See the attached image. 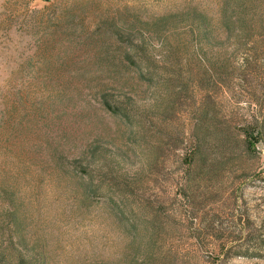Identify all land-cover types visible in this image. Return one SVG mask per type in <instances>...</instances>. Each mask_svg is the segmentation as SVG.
Instances as JSON below:
<instances>
[{
  "label": "rangeland",
  "instance_id": "1",
  "mask_svg": "<svg viewBox=\"0 0 264 264\" xmlns=\"http://www.w3.org/2000/svg\"><path fill=\"white\" fill-rule=\"evenodd\" d=\"M115 25L147 40L160 74L135 100L158 154L129 147L99 102L103 82L118 96L128 80L100 57ZM204 108L242 147L213 152L224 166L191 202L184 159ZM263 123L264 0H0V264H207L231 247L229 264H264V138L247 150L243 131ZM101 144L128 151L115 212L69 167Z\"/></svg>",
  "mask_w": 264,
  "mask_h": 264
},
{
  "label": "trees",
  "instance_id": "2",
  "mask_svg": "<svg viewBox=\"0 0 264 264\" xmlns=\"http://www.w3.org/2000/svg\"><path fill=\"white\" fill-rule=\"evenodd\" d=\"M225 23L230 33L235 30L237 25L241 28L245 27L246 31L242 32V38L249 37L247 31L249 29L248 21L239 19L237 22H233L226 17ZM207 27V22L202 21L200 27L203 29L202 34L208 33ZM242 31L244 30L242 29ZM111 34H115V47L104 41L100 50L101 61L112 63L109 66L110 69L117 67V73H125L128 80L119 82L121 88L118 89L120 92L118 96L115 95V80L114 85L111 84V88H109V84L103 82L100 85V91H98L99 102L105 111L114 117H118L124 125L123 138L129 147L136 149L137 146L144 155L150 152L158 154V150L152 149L153 147L149 145L150 127L147 122V114L140 111L141 109L137 107L135 101L137 97H140V94L148 93L153 86L159 83L157 77L160 74L157 72L156 66L149 55L148 42L145 38L138 39L132 34H127L126 30L118 29L116 25L115 30L111 33L110 31L106 32L105 36L110 35V38H112ZM136 39L139 41L136 42ZM175 55V53L167 55V60L176 57ZM114 65L116 66L114 67ZM248 68L251 69L249 62H246L243 74ZM217 70L214 67V71ZM179 74L178 71L175 72L174 81H180ZM245 79H247L246 76ZM231 81L228 82V87L234 83ZM244 81L248 82V80ZM237 82L241 83L240 80ZM126 88L128 91L124 92ZM182 89L186 90V87L183 86ZM162 114L164 115V112ZM210 120L214 121V117L211 116L209 108H204L198 119L200 125L194 131L193 152L184 159V165L186 166L184 194L191 202H196L199 197L208 193L212 186L213 178L224 166V162L211 159L213 152L224 153L228 148L235 151L242 147L241 142L235 140L231 126L220 128V125L214 124V122L209 123ZM205 122L208 124H204ZM243 131L246 136L244 146L247 150H252L255 148L256 143L260 141L259 139L264 138V123L259 125L256 130L245 128ZM211 136L216 141L214 146L209 142V139L212 138ZM231 140L235 141L234 145H231ZM127 153L128 151L122 150H117L115 153V146L113 151H109L101 144L88 147L84 153L85 157L81 158L80 161L69 162V167L75 172V176L85 195L90 198L104 197L110 203L114 212L115 190H120L121 186V183L117 180L119 176H124L122 171L125 169L123 164H126ZM156 160L157 158L152 160L149 164L150 167L155 165ZM61 164L63 163L61 162ZM122 202L124 203L125 200H122ZM156 232L157 228L152 224V235ZM232 249L233 247L228 250H222L221 255L209 259L207 264H229L231 258L239 255H231Z\"/></svg>",
  "mask_w": 264,
  "mask_h": 264
}]
</instances>
